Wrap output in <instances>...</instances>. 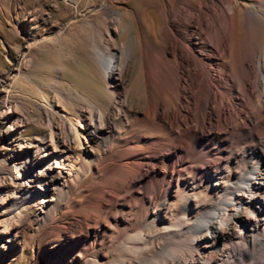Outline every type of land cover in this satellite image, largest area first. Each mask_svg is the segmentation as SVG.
I'll return each mask as SVG.
<instances>
[{"label": "bare ground", "instance_id": "1", "mask_svg": "<svg viewBox=\"0 0 264 264\" xmlns=\"http://www.w3.org/2000/svg\"><path fill=\"white\" fill-rule=\"evenodd\" d=\"M159 2L161 39L137 24L132 47L110 10L113 36L92 46L108 97L68 113L69 127L48 110L36 121L48 135L14 141L0 260L52 230L48 264H264V27L236 0ZM10 87L0 81V120ZM73 118L85 151L71 145ZM25 125L13 116L3 148Z\"/></svg>", "mask_w": 264, "mask_h": 264}, {"label": "rangeland", "instance_id": "2", "mask_svg": "<svg viewBox=\"0 0 264 264\" xmlns=\"http://www.w3.org/2000/svg\"><path fill=\"white\" fill-rule=\"evenodd\" d=\"M74 1L0 0V81H7L11 86L8 109H5L7 118L2 120L1 117L0 120V170L12 175V182L9 178L0 183V188L4 190L0 193V206L4 205L7 190L18 189L16 178L21 175V171L10 169L9 166L11 162L18 160L14 158V141L18 140L29 148L30 143L48 135L49 128L36 123L48 110L53 115V121L56 120L54 111L57 110L69 127L68 113L75 114L96 104L99 97H108L103 80V75L107 72L104 65L96 59L92 46L94 43L105 46L107 34L113 36L112 25L109 23L111 11L118 10L123 15L121 21L125 29L122 42L127 47H132L137 24L154 40L161 39L162 8L159 0ZM189 1L194 4L198 2ZM166 2L170 7L178 8L177 0ZM236 2L241 7L255 10L264 27V3L256 8L250 0ZM103 6L109 10H104ZM59 30H62L59 37L47 39L48 35ZM113 38L117 39L115 36ZM69 96L74 97L71 103L66 100ZM13 116H22L26 125L17 131L15 138H11L14 139L13 142L10 140L7 148H3L2 143L8 139ZM73 123L80 133L74 134L75 127L69 128L71 145L76 150L85 151L90 143L84 135V129L79 127L74 118ZM65 175H68L67 168ZM63 181L60 183L66 187V180ZM21 220L22 215L15 220V224L22 225ZM8 225V219L5 223H0L1 233L6 231ZM33 232L27 234L21 252L11 251L0 260V264L51 263L46 255L53 241V231L39 233L37 239V230ZM35 253L38 256L32 263ZM114 254L111 262L116 263L121 256L119 249L115 248ZM68 263V255L63 256L60 264Z\"/></svg>", "mask_w": 264, "mask_h": 264}]
</instances>
